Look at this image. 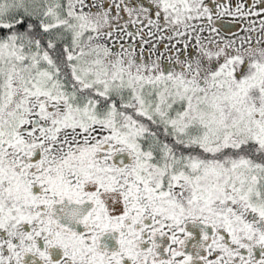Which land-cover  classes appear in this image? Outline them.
<instances>
[{"label":"snow or ice","instance_id":"6c2138e0","mask_svg":"<svg viewBox=\"0 0 264 264\" xmlns=\"http://www.w3.org/2000/svg\"><path fill=\"white\" fill-rule=\"evenodd\" d=\"M0 264H264V0H0Z\"/></svg>","mask_w":264,"mask_h":264}]
</instances>
